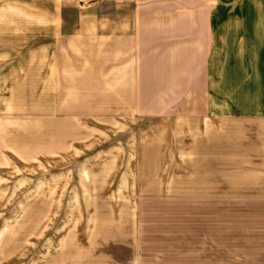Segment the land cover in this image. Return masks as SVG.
<instances>
[{
	"label": "crops",
	"instance_id": "1",
	"mask_svg": "<svg viewBox=\"0 0 264 264\" xmlns=\"http://www.w3.org/2000/svg\"><path fill=\"white\" fill-rule=\"evenodd\" d=\"M195 56L208 111L192 119L210 127L197 145L193 125V256L175 263L264 264V0H0V121L70 119L90 95L151 108ZM232 71L259 84L254 100L223 96Z\"/></svg>",
	"mask_w": 264,
	"mask_h": 264
},
{
	"label": "rangeland",
	"instance_id": "2",
	"mask_svg": "<svg viewBox=\"0 0 264 264\" xmlns=\"http://www.w3.org/2000/svg\"><path fill=\"white\" fill-rule=\"evenodd\" d=\"M182 59L172 86L151 90V108L96 104L90 95V104L66 106L70 119L0 121V264L193 256V125L202 145L210 124L192 117L208 111V72L203 56ZM239 75L232 71L233 86L220 91L254 100L259 84Z\"/></svg>",
	"mask_w": 264,
	"mask_h": 264
}]
</instances>
